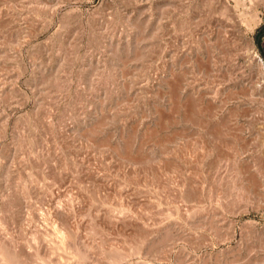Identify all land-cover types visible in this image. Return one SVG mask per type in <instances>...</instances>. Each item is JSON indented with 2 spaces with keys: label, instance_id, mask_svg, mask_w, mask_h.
I'll return each mask as SVG.
<instances>
[{
  "label": "rangeland",
  "instance_id": "374dc122",
  "mask_svg": "<svg viewBox=\"0 0 264 264\" xmlns=\"http://www.w3.org/2000/svg\"><path fill=\"white\" fill-rule=\"evenodd\" d=\"M264 0H0V264H264Z\"/></svg>",
  "mask_w": 264,
  "mask_h": 264
},
{
  "label": "trees",
  "instance_id": "16d2710c",
  "mask_svg": "<svg viewBox=\"0 0 264 264\" xmlns=\"http://www.w3.org/2000/svg\"><path fill=\"white\" fill-rule=\"evenodd\" d=\"M264 28L259 32L258 37H261V34L263 33Z\"/></svg>",
  "mask_w": 264,
  "mask_h": 264
}]
</instances>
